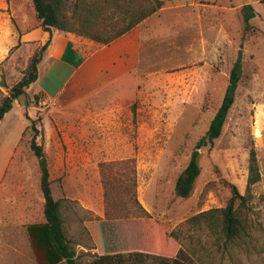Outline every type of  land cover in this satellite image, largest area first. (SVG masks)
<instances>
[{
    "label": "rangeland",
    "instance_id": "1",
    "mask_svg": "<svg viewBox=\"0 0 264 264\" xmlns=\"http://www.w3.org/2000/svg\"><path fill=\"white\" fill-rule=\"evenodd\" d=\"M245 4L256 12L248 32ZM36 23L31 0H0V102L43 44L19 38ZM125 35L122 53L110 58L93 57L101 45H85L86 65L61 94L22 104L47 81L61 87L66 70L37 79L0 120V264H39L27 226L43 220L44 197L26 111L40 130L53 195L67 198V229L82 264L103 254L163 253L159 226L176 233L185 264H264V0H165ZM240 50L243 74L222 133L201 149L192 195L177 197L176 180L222 102ZM252 148L261 179L249 187ZM130 178L139 204L123 192ZM224 181L249 196L233 241L188 222L226 206ZM109 182L115 195L107 199Z\"/></svg>",
    "mask_w": 264,
    "mask_h": 264
},
{
    "label": "trees",
    "instance_id": "2",
    "mask_svg": "<svg viewBox=\"0 0 264 264\" xmlns=\"http://www.w3.org/2000/svg\"><path fill=\"white\" fill-rule=\"evenodd\" d=\"M37 19L34 26H41L50 35L55 31L72 33L87 38L97 44L109 45L123 35L137 27L145 19L158 12L165 5V0H31ZM244 30L252 29L251 19L256 12L251 4L242 7ZM22 32V31H21ZM19 32V34H21ZM50 44L46 43L37 47L33 53L29 65L23 77L4 95L0 102V120L13 108L14 103L27 91L39 77V64ZM243 74L242 51L232 65L228 85L222 102L212 118L205 134L195 144L190 160L179 174L175 184V195L180 198H188L192 195L198 176L201 173L200 156L203 147L214 144L220 137L229 111L235 101L236 91ZM45 97L43 91L35 93L32 97L26 96L22 103L25 107L38 104ZM31 121L30 128L34 134L31 139V149L38 159L41 172V190L44 197V218L42 221L30 223L27 226L28 236L39 264H82L81 257L77 253L75 242L69 235L67 219L63 211L66 197L55 198L52 190V179L48 159L44 145L37 138L40 130L36 125V119L26 111ZM132 160L124 162L128 165ZM132 183L123 190L130 198L138 203L136 198L135 178ZM261 179V173L254 148L250 151L249 161V187ZM120 182V181H119ZM224 183L230 188L231 196L224 207L212 208L200 212L188 222L198 225L205 224L211 230L220 233L226 241H233L242 231L243 209L247 206L249 196L242 194L238 187L230 182ZM111 182L107 183L106 197L111 198ZM116 199V197H115ZM139 204V203H138ZM160 248L163 253L158 255L141 251L125 253L103 254L96 256L92 264H126L127 261L144 263L153 258L159 264H185L179 259L181 249L177 241V235L173 231H166L159 226Z\"/></svg>",
    "mask_w": 264,
    "mask_h": 264
},
{
    "label": "crops",
    "instance_id": "3",
    "mask_svg": "<svg viewBox=\"0 0 264 264\" xmlns=\"http://www.w3.org/2000/svg\"><path fill=\"white\" fill-rule=\"evenodd\" d=\"M124 37H126V35H123L109 45L99 47L96 52L92 54L93 57L110 58L111 56L120 55V53H122L120 49H124L121 48L123 47L122 40ZM19 38L22 42H36L40 44H44L50 39V44L39 64L38 81L45 75L47 77H45V81L49 77L55 78L61 70H66L69 73L64 79L62 86L59 88L53 89L50 81L40 86V91H43L48 99H54L61 94L64 88L75 78L80 69L86 65L87 58L83 55V52H85L83 51V47L85 45L92 47L96 44L94 41L85 38L82 39V37L72 33L55 31L50 35V33L45 31L41 26H34V28L23 30L21 34H19ZM113 53L118 54L114 55ZM45 65L47 66L44 69Z\"/></svg>",
    "mask_w": 264,
    "mask_h": 264
}]
</instances>
